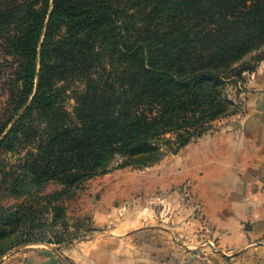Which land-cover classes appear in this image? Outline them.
<instances>
[{
	"label": "trees",
	"instance_id": "1",
	"mask_svg": "<svg viewBox=\"0 0 264 264\" xmlns=\"http://www.w3.org/2000/svg\"><path fill=\"white\" fill-rule=\"evenodd\" d=\"M0 40L20 59L0 152L26 151L2 161V178L67 192L153 164L239 112L226 88L264 60V0H0Z\"/></svg>",
	"mask_w": 264,
	"mask_h": 264
},
{
	"label": "crops",
	"instance_id": "2",
	"mask_svg": "<svg viewBox=\"0 0 264 264\" xmlns=\"http://www.w3.org/2000/svg\"><path fill=\"white\" fill-rule=\"evenodd\" d=\"M243 94L244 110L216 120L170 167L159 199L169 217L128 211L111 229L14 264H264V64Z\"/></svg>",
	"mask_w": 264,
	"mask_h": 264
},
{
	"label": "rangeland",
	"instance_id": "3",
	"mask_svg": "<svg viewBox=\"0 0 264 264\" xmlns=\"http://www.w3.org/2000/svg\"><path fill=\"white\" fill-rule=\"evenodd\" d=\"M139 9L140 7L128 9L129 13H134L137 22L141 21L137 12ZM0 63L5 64L0 69L1 112L6 106L10 91L16 87L20 66V59L10 53L7 43L2 40ZM262 64L264 60L258 64L256 70ZM252 72H245V80L248 73ZM245 80L228 84L226 88L228 96L238 105L239 112L244 110ZM65 103L67 109L73 112L76 100L71 94ZM186 146L177 152L167 151L158 161L147 166L117 165L106 173L94 175L82 184L73 186L67 192H64L65 186L57 179L32 183L26 191L12 190L11 180L2 178V166L7 163V169H10L20 163L26 156V151L2 149L0 250L7 246L9 248L0 257V264H14L16 260L22 262L26 260L25 253L35 247L51 246L60 251L79 239L111 229L128 211H132L138 220L144 221L148 216L154 217L157 213L160 216L162 211L163 216L169 217L174 210L171 205L159 200L161 182L170 181L172 172L169 169L182 155ZM166 192L169 194L172 190L167 189ZM181 192L185 198L192 196L186 185L181 187ZM5 219L16 222L6 224L3 223Z\"/></svg>",
	"mask_w": 264,
	"mask_h": 264
}]
</instances>
